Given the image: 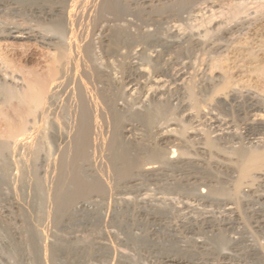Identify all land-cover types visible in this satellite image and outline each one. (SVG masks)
Here are the masks:
<instances>
[{
	"label": "rangeland",
	"instance_id": "rangeland-1",
	"mask_svg": "<svg viewBox=\"0 0 264 264\" xmlns=\"http://www.w3.org/2000/svg\"><path fill=\"white\" fill-rule=\"evenodd\" d=\"M74 1L78 2L74 4ZM176 1L114 0L115 7L102 10L103 14L99 12L95 19L99 22L97 25L93 21L92 28L95 26L97 30H91L97 32L91 33L93 50H90L92 56L95 54L92 61L98 60L93 63L98 70L97 79L101 81L99 84L95 78V85L102 95L106 94L102 97L103 101L106 98V104L104 102L101 108L106 105L107 112L111 113L110 116L106 114L108 122L105 134L104 130L102 134L111 139L120 137L112 139L114 147L102 144L92 148L88 154L90 161H80L82 166L79 168L85 177L91 181L103 179L104 182L106 179L108 188L103 192L89 191L85 196L66 197L65 202L61 199H64L62 193L66 190L68 177L66 180L63 171L73 154L63 149L73 141L76 132L73 131L77 126L75 110L69 96L75 83L69 88L60 87L62 93L60 88L56 89L57 100L56 95L51 94L45 109L40 108V113L36 111V117L34 114L28 116L26 122L31 121L26 124L33 134L32 139L14 140V143L13 138L4 135L7 122L17 119L12 117L16 114L13 109V112L9 110L11 106L7 107L6 96L11 88L18 93L26 89V73L22 69L29 68L31 63L23 53L32 48L30 44L34 42L33 48H39L37 50L44 58L48 55L52 58L53 53L58 54L62 47H68V31V34L56 31L57 37L53 38V24L55 26L57 18L67 14L73 6H79L81 1L0 0V75H3L0 76V111H4L3 117L0 114V264H264V164L236 186L240 179L239 165L245 156L264 151V0H180L184 2L181 7L174 5L178 3ZM87 2L91 5L95 1ZM183 4H188L187 9ZM236 11H239L236 19L231 18ZM229 19L235 21L231 23ZM10 26H21L29 30L31 36L36 33L35 38H31L32 41L9 38ZM118 28L123 29L122 38L119 37L118 44L112 47L110 39ZM45 32L52 34L47 36ZM17 65L18 71H15ZM255 65L261 67V73L253 72ZM72 72L78 75L80 69L73 66ZM223 75L230 78L231 85L222 93L219 88L224 82ZM101 88L105 90L101 91ZM50 99L61 102L52 105ZM8 110L12 113L7 116ZM47 112L48 116L45 115ZM32 125H36L38 131L35 132L37 129ZM208 139L215 146H207ZM119 149H123L134 164L139 161L131 168V171L135 168L134 172L128 173L131 179L126 173L127 177L122 174L128 166L122 164L123 152ZM155 149L161 156L164 154L163 158H148V161L147 155L149 157ZM116 153H119L118 158ZM164 156H175V160L169 161ZM106 167L111 173L106 172ZM149 167L155 170L148 171Z\"/></svg>",
	"mask_w": 264,
	"mask_h": 264
},
{
	"label": "bare ground",
	"instance_id": "bare-ground-1",
	"mask_svg": "<svg viewBox=\"0 0 264 264\" xmlns=\"http://www.w3.org/2000/svg\"><path fill=\"white\" fill-rule=\"evenodd\" d=\"M49 1V0H48ZM56 1V0H55ZM73 1V0H72ZM81 2V4H79V6H73L72 7V9L71 10H69L68 11V13L67 14H62L61 15V17L60 18H57V17H55V20H57V19H59L58 21H56L57 23H56V25L54 26V24H53V30H51V31H53L51 34L53 35V38H55L54 36H56L57 37V33H55L56 31H58V32H66L67 33V31H68V33H69V41H68V43H67V45H66V47L67 48H65V47H62L61 45H60V47H62L60 50H59V52H58V54H57V52L56 53H53V55L55 54H57L56 56L54 55V56H52V58H48V56L47 57H43L40 53L41 52H38V50L37 49H39V48H36V49H34L33 48V43L32 44H30V45H32V48H30L28 51L27 50H25V54L23 53V55H24V58L26 59V60H28L30 63H31V66H29V68H24V69H22V70H24L23 72L24 73H26V77H25V80H26V84H27V86L25 85V88L26 89H24V87H23V89H24V92H22V93H18V92H15L14 91V89L13 90H11V89H9L8 90V94H7V92H4L5 94H7L8 96H6L7 98H8V100H9V106L7 105V107H10L11 106V108L9 109V110H11V109H13V111L15 112V114L17 115H11L13 118H15V117H17V119H15L14 121H12V120H10L9 122H7V124L5 123V121H7V120H9V118L11 119V117L9 116V118L8 119H6L3 123H5L6 124V126H5V124H4V126L6 127L5 128V130H4V135L6 136V138H13L12 140H13V143H14V140H20V139H23V140H28L29 139V137H31L33 134L30 132L31 130L29 129V128H27V124L26 123H29L30 121H31V119L30 120H28L29 122H26L27 121V118H28V116H31L32 114H34L35 115V117H36V111L37 112H39L40 113V108H42V109H45V106H46V103H47V99H48V97H50V95L52 94H54V95H56V94H58L57 92V90L56 89H58V88H60V87H62V89H63V86H65V87H71L72 85L71 84H74V86L73 87H71L70 88V97H71V103H72V106H73V109L75 110L74 112H75V118H76V120L75 121H77L76 122V129L75 130H73L74 132H75V136H74V139H73V141L72 142H70L69 141V145H67V147L65 148L64 147V151L65 150H68L67 151V153L69 154H71V152H72V158L71 159H67V163H68V165L66 166V168L64 167V169H65V171H63V172H65L66 173V180H67V177H68V182H67V187L65 188L66 190H65V192L64 193H62V191H61V193L62 194H64V195H62V197L64 198V199H61V200H65V202L68 200V198H70V197H78V196H82V195H84L85 196V194L88 192L89 193V191H92V190H95V191H101V192H103L106 188H108L107 186H109V182L108 181H106V179H105V181L103 182L102 180H99V181H91L90 179H88L87 177H85V175H83L82 174V172H81V170H80V168L79 167H81L82 165H80V163L82 164V162H80V161H82V160H85V162H86V160L87 161H90L89 160V158L90 157H88L89 155V152L91 151L90 149H92V148H95V147H98V146H100L101 147V145L102 144H104V146H107V145H109V146H111V148L112 147H114V146H112V145H114L113 144V141H112V139L113 138H116L117 140L119 139V134H118V138H117V136L116 137H114L113 136V132H111L112 133V139L110 138V137H108L107 135H104L105 134V131H106V126H105V124H106V121L108 122V120H106V114L108 113L109 114V111L107 112V107H106V105H105V107L103 108H101V106H103V104H104V102H105V100H106V98H104V101H103V96L105 97V95H102L101 94V92L97 89V87H96V85H95V78L97 79L98 77H97V75H96V73H98L97 71V67H95V64L93 63L94 61H95V63L98 61H96L95 59H93L94 61H92V58L94 57V55L95 54H93V56L91 55V50L90 49H92L93 50V48H91V46L92 45H90V40L92 39L91 38V33L92 34H95L94 32H92V30L91 29H93L92 28V26H93V21L95 22V19L97 18V16H99V12H101L102 13V10H104V9H106V8H109V7H112V8H114L115 7V3H114V0H94L95 2L93 3V4H89L87 1L88 0H80ZM93 1V0H92ZM153 1V0H152ZM182 1H184V0H182ZM182 1H180V0H177L176 2H178V3H176V4H174L175 6L176 5H178L179 4V6L182 4V3H184V2H182ZM189 1V0H188ZM244 1V0H243ZM35 2V1H34ZM75 2L76 1H74V4H75ZM78 2V1H77ZM76 2V3H77ZM232 2V1H231ZM37 3V2H36ZM44 3V2H43ZM62 3V2H61ZM67 3V2H66ZM73 3V2H72ZM189 3V2H188ZM232 3H234V2H232ZM235 3H236V1H235ZM240 3V2H239ZM23 4V3H22ZM39 4V3H38ZM41 4V3H40ZM165 4H167V3H165ZM207 4V3H206ZM244 4V3H243ZM8 5V4H7ZM15 5V4H14ZM43 5V4H42ZM77 5V4H76ZM183 5H185L186 6V4H183ZM183 5H182V7H183ZM20 6V5H19ZM26 6V5H25ZM161 6V5H160ZM159 6V7H160ZM235 6V5H234ZM7 7V6H6ZM29 7V6H28ZM70 7V6H69ZM75 7V8H74ZM152 7H154V6H152ZM181 7V6H180ZM187 7H188V4H187V6H186V8L185 9H187ZM195 7V6H194ZM193 7V8H194ZM233 7V6H232ZM231 7V8H232ZM239 7V6H238ZM240 7H242V4H241V6ZM8 8V7H7ZM20 8H21V6H20ZM19 8V9H20ZM50 8V7H49ZM52 8V7H51ZM151 8V7H150ZM177 8V7H176ZM192 8V7H191ZM236 8V7H235ZM5 9L6 8H4V11H5ZM53 9V8H52ZM67 9V8H66ZM152 9V8H151ZM184 9V10H185ZM244 9V8H243ZM7 10V9H6ZM18 10V9H17ZM58 10V9H57ZM61 10V9H60ZM118 10V9H117ZM176 10V9H175ZM237 10V9H236ZM238 10H240V9H238ZM3 11V10H2ZM44 11V10H43ZM48 12H49V10H47ZM229 11V13H230V10H228ZM227 11V12H228ZM241 11V10H240ZM33 12V11H32ZM35 12V11H34ZM46 12V11H45ZM54 12V10L52 11V13ZM55 12H57V11H55ZM119 12V11H118ZM244 12H246L245 10H244ZM8 13V12H7ZM24 13H25V11H24ZM100 13V14H101ZM109 13V12H108ZM110 13H112V12H110ZM238 13H239V11H236V12H234L232 15H230V16H232L231 18H235V17H237V15H238ZM248 13V12H247ZM260 13V12H259ZM262 13H263V11H262ZM18 14V13H17ZM21 14V13H20ZM30 14V13H29ZM59 14V11H58V13H57V15ZM61 14V13H60ZM103 14V13H102ZM190 14H191V12H190ZM231 14V13H230ZM245 14V13H244ZM28 15V14H27ZM34 15V14H33ZM41 15V14H40ZM51 15V14H50ZM107 15H109V14H107ZM114 15V14H113ZM121 15H123V14H121ZM229 15V14H228ZM248 15V14H247ZM32 16V15H31ZM48 16V15H47ZM55 16V15H54ZM115 16V15H114ZM242 16V15H241ZM252 16V15H251ZM255 16H257V15H255ZM263 16V15H262ZM2 17V16H1ZM9 17V16H8ZM33 17V16H32ZM42 17H43V15H42ZM41 17V18H42ZM224 17H226V16H224ZM240 17V16H239ZM254 17V16H253ZM5 18V17H4ZM22 18H23V16H22ZM21 18V19H22ZM25 18V17H24ZM23 18V19H24ZM29 18V17H28ZM57 18V19H56ZM228 18H229V16H228ZM247 18V17H246ZM6 19H8V18H6ZM44 19H46V18H44ZM223 19V18H222ZM236 19V18H235ZM248 19V18H247ZM2 20V19H1ZM0 20V21H1ZM33 20V19H32ZM230 20V19H229ZM234 20V19H233ZM233 20H230V21H228V22H231V21H233ZM242 20V19H241ZM246 20V19H245ZM245 20H243V21H245ZM251 20V19H250ZM249 20V21H250ZM253 20V19H252ZM255 20V19H254ZM16 21H18V20H16ZM96 21H98V19L96 20ZM102 21V20H101ZM112 21V20H111ZM235 21V20H234ZM237 21H239L238 20V18H237V20L235 21L236 23H237ZM248 21V20H247ZM39 22H41V21H39ZM105 22V21H104ZM256 22V21H255ZM3 23V22H2ZM6 23H8L7 21H6ZM19 23V22H18ZM32 23H34V22H32ZM99 23V22H98ZM98 23H94V24H98ZM223 23V22H222ZM232 23V22H231ZM263 23V22H262ZM9 24V23H8ZM8 24H6V25H8ZM21 24V23H20ZM31 24V23H30ZM112 24V23H111ZM117 24V23H116ZM234 24V23H233ZM26 25V24H25ZM32 25V24H31ZM51 25H52V23H51ZM129 25V24H128ZM227 25H230V23H228ZM240 25H241V23H240ZM264 25V24H263ZM13 26H16V24L15 25H13ZM11 27L10 26V29H9V32H8V36H9V38H19V39H30L31 40V38H35L34 36L36 35V33H35V35H32L31 36V33L29 32V30L27 31L26 29H23V27H21V26H19V27H21V28H19V27ZM30 26V25H29ZM34 26H36V25H34ZM47 26H49V25H47ZM108 26V25H107ZM219 26V25H218ZM224 26V25H223ZM234 26V25H233ZM232 26V27H233ZM252 26V25H251ZM6 27V26H5ZM5 27H3V28H5ZM25 27V26H24ZM52 27V26H51ZM97 27V26H96ZM118 27V26H117ZM220 27V26H219ZM247 27H249V26H247ZM257 27V26H256ZM26 28V27H25ZM30 28V27H29ZM46 28H48V27H46ZM45 28V29H46ZM215 28V27H214ZM221 28V27H220ZM224 28V27H223ZM244 28V27H243ZM262 28H264V27H262ZM28 29V28H27ZM41 29V28H40ZM42 29H43V27H42ZM95 29V28H94ZM222 29V28H221ZM220 29V30H221ZM248 29V28H247ZM256 29V28H255ZM50 30H48V31H50ZM95 30H97V29H95ZM102 30V29H101ZM123 30V29H122ZM120 28H118V29H115V32H113L112 34H113V37H112V40L110 39V42H111V45H112V47H114L115 45V43H117L118 42V39H119V37L121 36V33H123V31H122ZM225 30V29H224ZM32 31H33V29H32ZM44 31V30H43ZM47 31V30H46ZM100 31V30H99ZM142 31V30H141ZM217 31V30H216ZM226 31V30H225ZM239 31V30H238ZM5 32V31H4ZM104 32V31H103ZM102 32V33H103ZM106 32V31H105ZM127 32V31H126ZM144 32V31H143ZM151 32V31H150ZM153 32V31H152ZM233 32V31H232ZM237 32V31H236ZM41 33V32H40ZM67 33V34H68ZM129 33V32H128ZM127 33V34H128ZM145 33H146V30H145ZM241 33V32H240ZM239 33V34H240ZM243 33H245V32H243ZM251 33V32H250ZM256 33H258V32H256ZM33 34H34V32H33ZM42 34V33H41ZM44 34V33H43ZM47 34H50V32H45V35H47ZM50 34V35H51ZM56 34V35H55ZM63 34V33H62ZM127 34H126V36H127ZM207 34V33H206ZM205 34V35H206ZM221 34H222V31H221ZM7 35H5V37L7 36ZM49 35V36H50ZM59 35V34H58ZM61 35V34H60ZM66 35V34H65ZM97 35V34H96ZM101 35V34H100ZM103 35H104V33H103ZM111 35V34H110ZM123 35V34H122ZM151 35H153V34H151ZM223 35V34H222ZM37 36H38V34H37ZM44 36V35H43ZM48 36V35H47ZM99 36V35H98ZM135 36V35H134ZM144 36H145V34H144ZM235 36V35H234ZM243 36V35H242ZM249 36V35H248ZM44 37H46V36H44ZM44 37H43V39H44ZM59 37H61V36H59ZM65 37V36H64ZM63 36H62V38L61 39H64L63 40V42L65 41V38H64ZM94 37V36H93ZM106 37H108V36H106ZM125 37V36H124ZM123 37V38H124ZM149 37V36H148ZM230 37V36H229ZM237 37V36H236ZM1 38V37H0ZM38 38V37H37ZM95 38V37H94ZM103 38V37H102ZM120 38H122V37H120ZM129 38V37H128ZM131 38V37H130ZM136 38H138V37H136ZM142 38V37H141ZM40 39V38H39ZM48 39V38H47ZM52 39V38H51ZM50 39V40H51ZM60 38H58V40H59ZM109 39V38H108ZM236 39V38H235ZM259 39V38H258ZM10 40V39H9ZM41 40V39H40ZM39 40V41H40ZM49 40V41H50ZM95 40H97V39H95ZM99 40V39H98ZM104 40V39H103ZM105 40H107V39H105ZM130 40V39H129ZM136 40V39H135ZM143 40V39H142ZM152 40V39H151ZM231 40H233V39H231ZM254 40V39H253ZM259 40H262L261 38L259 39ZM6 41V40H5ZM27 41V40H26ZM32 41V40H31ZM30 41V42H31ZM54 41V40H53ZM52 41V42H53ZM55 41H56V39H55ZM54 41V42H55ZM60 41V40H59ZM67 41V40H66ZM65 41V42H66ZM94 40H92L91 42H93ZM108 41V40H107ZM106 41V42H107ZM120 41V40H119ZM144 41V40H143ZM148 41V40H147ZM20 42V41H19ZM36 42V41H35ZM61 43H62V40L60 41ZM95 42H98V41H95ZM110 42H109V44H110ZM129 42V41H128ZM131 42H132V40H131ZM137 42V41H136ZM239 42V41H238ZM247 42V41H246ZM253 42V41H252ZM261 42V41H260ZM43 43V42H42ZM57 43V42H56ZM100 43L102 44L103 42H101L100 41ZM126 43V42H125ZM142 43V42H141ZM243 43V42H242ZM261 43H263V42H261ZM8 44H10V43H8ZM22 44V43H21ZM38 44H40V42H38ZM37 44V45H38ZM49 44V43H48ZM54 44V43H53ZM66 43H64V45H65ZM118 44V43H117ZM122 44V43H121ZM137 44V43H136ZM249 44H250V42H249ZM248 44V45H249ZM264 44V43H263ZM27 45V44H26ZM51 45V44H50ZM57 46H58V44H56ZM55 45V46H56ZM62 45H63V43H62ZM107 45V44H106ZM111 45H109V47L111 46ZM114 45V46H113ZM120 45V44H119ZM251 45H252V43H251ZM250 45V46H251ZM259 45V44H258ZM15 46V45H14ZM42 46V45H41ZM52 46V45H51ZM99 46V45H98ZM108 46V45H107ZM121 46V45H120ZM123 46V45H122ZM130 46V45H129ZM257 46V45H256ZM260 46V45H259ZM262 46V45H261ZM34 47H35V45H34ZM45 47H46V45H45ZM48 47V46H47ZM96 47V46H95ZM108 47V48H109ZM124 47V46H123ZM127 47V46H126ZM240 47V46H239ZM9 48H11V47H9ZM21 48V47H20ZM27 48V47H26ZM42 48V47H41ZM43 48H44V46H43ZM49 48H50V46H49ZM52 48H53V46H52ZM56 48H58V47H56ZM56 48H54V49H56ZM97 48H99V47H97ZM97 48H95V50L97 49ZM107 47H105V49H106ZM118 48H119V46H118ZM130 48V47H129ZM258 48V47H257ZM51 49V48H50ZM114 49V48H113ZM117 49V48H116ZM126 49V48H125ZM249 49V48H248ZM252 49V48H251ZM262 49V48H261ZM1 50V49H0ZM3 50V49H2ZM7 50H9V49H7ZM21 50V49H20ZM41 50V49H40ZM109 50H110V48H109ZM128 50V49H127ZM127 50H126V52H127ZM47 51V50H46ZM54 51V50H53ZM117 51H118V49H117ZM120 51V50H119ZM131 51V50H130ZM246 51H247V49H246ZM4 52V51H3ZM55 52V51H54ZM96 52V51H95ZM125 52V53H126ZM132 52H134V51H132ZM46 53V52H45ZM94 53V52H93ZM113 53V52H112ZM115 53V52H114ZM121 53V52H120ZM247 53V52H246ZM256 54L257 53H259V52H255ZM7 54V53H6ZM127 54V53H126ZM251 54H252V51H251ZM250 54V55H251ZM22 55V54H21ZM43 55H44V53H43ZM47 55V54H46ZM118 55V54H117ZM129 55V54H128ZM135 55H136V53H135ZM249 55V56H250ZM254 55V54H253ZM261 55V54H260ZM4 56H7V55H4ZM17 56V55H16ZM11 57V56H10ZM23 57V56H22ZM122 57V56H121ZM252 57V56H251ZM255 57V56H254ZM259 57V56H258ZM7 58V57H6ZM17 58V57H16ZM19 58H20V56H19ZM46 58H48V59H46ZM96 58V57H95ZM100 58V57H99ZM134 58V57H133ZM257 58V57H256ZM13 59V58H12ZM254 59V58H253ZM252 59V60H253ZM259 59V58H258ZM261 59V58H260ZM9 60V59H8ZM16 60V59H15ZM15 60L13 61L12 60V63H14L15 62ZM26 60H24V61H26ZM121 60V59H120ZM257 60V59H256ZM2 61V60H1ZM23 61V60H22ZM100 61V60H99ZM237 61V60H236ZM7 62V61H6ZM241 62H243V58H242V60H241ZM254 62V61H253ZM258 62V61H257ZM9 63V62H8ZM26 63V62H25ZM122 63V62H121ZM251 63V62H250ZM256 63V62H255ZM17 64V63H16ZM29 64V63H28ZM125 64V63H124ZM252 64V63H251ZM258 64V63H257ZM20 65V64H19ZM30 65V64H29ZM98 65V67L100 66L99 64H96V66ZM133 65V64H132ZM135 65V64H134ZM259 65V64H258ZM13 66V65H12ZM73 66L75 67H78L79 69H80V73L78 74V75H75L73 72H72V68H73ZM140 67H141V65H139ZM239 66H240V64H239ZM21 67V66H20ZM22 67H23V65H22ZM21 67V68H22ZM136 67V66H135ZM140 67H136V68H140ZM245 67V66H244ZM13 68V67H12ZM15 68H17V70H15V71H18V65L17 66H15ZM14 68V69H15ZM100 68V67H99ZM235 68H237V67H235ZM2 69V68H1ZM0 69V70H1ZM11 69V68H10ZM142 69V68H141ZM247 69H248V67H247ZM9 70V69H8ZM21 70V69H20ZM25 70H27L26 72H25ZM74 70V69H73ZM138 70V72H140L139 71V69H137ZM244 70V69H243ZM3 71V70H2ZM5 71V70H4ZM74 71H76V70H74ZM78 71V70H77ZM235 71H236V69H235ZM1 72V71H0ZM22 72V71H21ZM20 72V73H21ZM134 72V71H133ZM142 72H143V70H142ZM240 72V71H239ZM244 72H246V71H244ZM253 72H255V73H261L262 72V69H261V67H259V66H256L255 65V67H253ZM237 73V72H236ZM102 74V73H101ZM134 74V73H133ZM242 74V73H241ZM21 75V74H20ZM131 75V74H130ZM259 75V74H258ZM262 75V74H261ZM1 76V75H0ZM3 76V75H2ZM1 76V77H2ZM21 76H23V75H21ZM103 76H104V74H103ZM139 76V75H138ZM233 76H235V75H233ZM238 76H241V75H238ZM243 76V75H242ZM260 76V75H259ZM8 77V76H7ZM100 78L102 77V76H99ZM103 78V77H102ZM101 78V79H102ZM129 78V77H128ZM133 78H135V77H133ZM137 78V77H136ZM223 78H224V75H223ZM226 78V77H225ZM224 78V79H225ZM257 78V77H256ZM9 79V78H8ZM104 79V78H103ZM139 79V78H138ZM223 79V83H222V85L220 86V88H219V90L223 93V91H225L226 89H229V86L231 85V81H230V78H226V80H224ZM258 79V78H257ZM24 80V79H23ZM98 80V82H99V80L100 79H97ZM97 80H96V82H97ZM12 81H13V79H12ZM155 81V80H154ZM22 82V81H21ZM101 82V81H100ZM99 82V84H101ZM102 82H103V80H102ZM133 82V81H132ZM136 82V81H135ZM139 82V81H138ZM8 83V82H7ZM13 84H14V82H13ZM18 85V84H17ZM70 85V86H69ZM103 85V84H102ZM15 88V87H14ZM18 88V87H17ZM22 89V90H23ZM61 89V88H60ZM61 89V92L60 93H62V90ZM65 89H67V88H65ZM156 89H158V88H156ZM4 90H5V88H4ZM55 90H56V92H55ZM101 91L102 90H105L104 88H101L100 89ZM232 90V89H231ZM3 91V90H2ZM227 91V90H226ZM225 91V92H226ZM229 91V90H228ZM55 92V93H54ZM107 92H108V90H107ZM119 92V91H118ZM2 93V92H1ZM0 93V94H1ZM59 93V94H60ZM64 93V92H63ZM5 94H3L4 96H5ZM226 94V93H225ZM52 95H51V98H52ZM61 96H62V94H60ZM59 95V96H60ZM68 94H66L65 96H67ZM193 95V94H192ZM228 95V94H227ZM233 95V94H232ZM3 96V97H4ZM116 96V95H115ZM224 96V95H223ZM55 98H56V100L58 99V96L56 95V96H54ZM106 97H108V96H106ZM193 97V96H192ZM227 97H229L230 98V96H227ZM232 97V96H231ZM251 97V96H250ZM259 97V96H258ZM5 98V97H4ZM6 98V99H7ZM116 98V97H115ZM255 98V97H254ZM13 99H16V101H14ZM62 99V98H61ZM64 99H65V97H64ZM109 99V98H108ZM114 99V98H113ZM124 99V98H123ZM225 99V98H224ZM228 99V98H227ZM12 100H13V102H12ZM51 100L52 99H50V101H49V103H55L56 102V100H53V102H51ZM110 100V99H109ZM109 100H108V102H107V104L109 105ZM5 101V100H4ZM7 101V100H6ZM58 101H60V100H58ZM57 101V102H58ZM70 100H68V102H69ZM107 101V100H106ZM111 101H113L112 99H111ZM196 101V100H195ZM198 101V100H197ZM263 101V100H262ZM10 102H12V105L10 104ZM57 102H56V104H57ZM61 102V101H60ZM64 102V101H63ZM65 102H67V99L65 100ZM64 102V103H65ZM6 103V102H5ZM70 103V102H69ZM69 103H67V104H69ZM123 103H125V102H123ZM258 103V102H257ZM7 104V103H6ZM52 104V105H53ZM60 104H62V103H60ZM105 104H106V102H105ZM113 104H115V103H113ZM199 104V103H198ZM65 105V104H64ZM111 105H112V103H111ZM116 105V104H115ZM257 105V104H256ZM48 106V105H47ZM114 106V105H113ZM117 106V105H116ZM116 106H114L115 108H116ZM124 106V105H123ZM255 106V105H254ZM53 107V106H52ZM66 107V106H65ZM3 108V107H2ZM101 108V109H100ZM108 108H110V106L108 107ZM117 108H118V106H117ZM129 108V107H128ZM195 108V107H194ZM48 109H49V107H48ZM61 109H62V107H61ZM66 109H70V108H67L66 107ZM101 110V112L102 113H100V111L99 110ZM105 109V110H104ZM113 109V108H112ZM123 109V108H122ZM197 109V108H196ZM252 109V108H251ZM1 110V109H0ZM8 110V114H6L7 116L9 115V111ZM116 110V109H115ZM119 110V109H118ZM124 110V109H123ZM122 110V111H123ZM155 110V109H154ZM153 110V111H154ZM12 111V110H11ZM12 111V112H13ZM48 111V110H47ZM52 111H53V108H52ZM51 110H50V113L52 112ZM63 110H61V112H62ZM69 112H73L72 110L70 111V110H68ZM113 111V110H112ZM125 111H126V109H125ZM163 111V110H162ZM166 111V110H165ZM198 111V110H197ZM254 111V110H253ZM2 111H0V114L2 115V117L4 116L3 114H4V111H3V113H1ZM12 112H10V113H12ZM110 112H111V109H110ZM115 112V111H114ZM136 112V111H135ZM7 113V112H6ZM49 113V114H50ZM123 113V112H122ZM130 113V112H129ZM133 113V112H132ZM161 113V112H160ZM264 113V112H263ZM43 114H45V113H43ZM48 114V112L45 114V115H47ZM59 114H60V111H59ZM63 114V113H62ZM71 114V113H70ZM69 114V115H70ZM72 114V116L74 117V115ZM114 114V113H113ZM142 114V113H141ZM145 114V113H144ZM159 114V113H158ZM170 114V113H169ZM253 114V113H252ZM256 114V113H255ZM258 114V113H257ZM262 114V113H261ZM44 115V116H45ZM57 115V114H56ZM111 115V113L109 114V116ZM129 115V114H128ZM127 115V116H128ZM136 115V114H135ZM147 115V114H146ZM153 115V113L151 114V116ZM156 115V114H155ZM166 114H164V116H165ZM259 115V114H258ZM6 116V117H7ZM15 116V117H14ZM48 116V115H47ZM61 116V115H60ZM142 116H143V114H142ZM1 117V116H0ZM35 117H31V118H35ZM38 117H40V115L38 114ZM43 117V116H42ZM41 117V118H42ZM58 117V116H57ZM115 117H116V113H115ZM118 117V116H117ZM153 117V116H152ZM262 117V116H261ZM30 118V117H29ZM28 118V119H29ZM120 118H121V114H120ZM123 118V117H122ZM132 118H134V117H132ZM131 118V119H132ZM144 118V117H143ZM146 118V117H145ZM147 118H148V115H147ZM263 118V117H262ZM262 118H260L261 120H262ZM45 119V118H44ZM116 119V118H115ZM118 119V118H117ZM155 119V118H154ZM256 119V118H255ZM1 120V119H0ZM3 120V119H2ZM73 121H74V119H72ZM112 120H114L113 118H112ZM149 120H150V118H149ZM257 120V119H256ZM12 121V122H11ZM74 121V122H75ZM130 121V120H129ZM252 121V120H251ZM114 122V121H113ZM128 122V121H127ZM151 122H153L152 120H151ZM170 122V121H169ZM173 122V121H172ZM112 123V122H111ZM117 123H118V121H117ZM147 123H149V122H147ZM261 123V122H260ZM36 124V123H35ZM118 124H120V123H118ZM127 124V123H126ZM177 124V123H176ZM175 124V125H176ZM178 124H180V123H178ZM109 125V124H108ZM132 125V124H131ZM130 125V126H131ZM150 125H152L151 123H150ZM221 125V124H220ZM262 125V124H261ZM2 126V125H1ZM36 126V125H35ZM35 126L34 125H32V127L33 128H35ZM39 126V125H38ZM73 126V125H72ZM103 126H104V129H103ZM116 126V125H115ZM168 126V125H167ZM29 127V126H28ZM37 127V126H36ZM161 127V126H160ZM38 128V127H37ZM37 128H35V129H37ZM108 128H110L109 126H108ZM107 128V129H108ZM121 128H122V126H121ZM152 128V127H151ZM157 128V127H156ZM168 128V127H167ZM173 128V127H172ZM171 128V129H172ZM180 128V127H179ZM28 129H29V132H28ZM39 129V128H38ZM38 129L37 130H35V132L36 131H38ZM114 129V128H113ZM116 129V128H115ZM157 129H159V128H157ZM170 129V128H169ZM177 129V128H176ZM175 129V130H176ZM252 129V128H251ZM33 130V129H32ZM102 130H104V134H102L103 133V131ZM124 131H125V129H123ZM129 130V129H128ZM150 130V129H149ZM164 130V129H163ZM162 130V131H163ZM174 130V129H173ZM179 130V129H178ZM186 130V129H185ZM195 130V129H194ZM122 131V130H121ZM165 131V130H164ZM167 131V130H166ZM227 131V130H226ZM115 132H116V130H115ZM161 132V131H160ZM168 132V131H167ZM176 132V131H175ZM230 132V131H229ZM254 132V131H253ZM263 132V131H262ZM41 133V132H40ZM110 133V134H111ZM118 133V132H117ZM124 133V132H123ZM131 133V132H130ZM171 133V132H170ZM169 133V134H170ZM174 133V132H173ZM179 133H181V132H179ZM184 133V132H183ZM185 133H186V131H185ZM221 133V132H220ZM227 133V132H226ZM116 133H114V135H115ZM128 134V133H127ZM164 134H165V132H164ZM177 134H178V132H177ZM259 134V133H258ZM3 135V134H2ZM35 135V134H34ZM123 135V134H122ZM162 135V136H161ZM160 136H161V138L163 137V134H161ZM165 135H167V134H165ZM179 135V134H178ZM181 135V134H180ZM186 135V134H185ZM5 136H3L4 138H5ZM172 136V135H171ZM183 136H184V134H183ZM200 136V135H199ZM206 136V135H205ZM252 136V135H251ZM132 137V136H131ZM178 138H179V136H177ZM190 137V136H189ZM223 137V136H222ZM2 138V137H1ZM5 138V139H6ZM166 138V137H165ZM169 138V137H168ZM175 138V137H174ZM184 138V137H183ZM193 138H195V137H193ZM202 138V137H201ZM205 138V137H204ZM258 138V137H257ZM31 139H32V137H31ZM33 139H34V137H33ZM125 139V138H124ZM180 139V138H179ZM187 139V138H186ZM207 139V138H206ZM22 140V141H23ZM113 140H115V139H113ZM170 140H171V137H170ZM203 140H205V139H203ZM166 141V140H165ZM179 141V140H178ZM30 143H31V141H30ZM183 143H184V141H183ZM185 143H186V141H185ZM206 143H207V146H215V144H213V141H210L209 139H208V141H206ZM11 144V143H10ZM119 144V143H118ZM174 144V143H173ZM179 144V143H178ZM20 145V144H19ZM24 145V144H23ZM62 145H64V144H62ZM120 145H121V143H120ZM263 145V144H262ZM103 146V145H102ZM116 146V149H117V145H115ZM260 146V145H259ZM7 147H8V145H7ZM12 147V146H11ZM19 147V146H18ZM27 147V146H26ZM59 147H62V146H59ZM118 147H121L122 148V146H119L118 145ZM158 147V146H157ZM205 147H206V145H205ZM102 148H104V147H102ZM110 148V149H111ZM152 148V147H151ZM204 148V147H203ZM16 149V148H15ZM24 149V148H23ZM36 149V148H35ZM125 149V148H124ZM215 149V148H214ZM9 150H10V148H9ZM13 150V149H12ZM26 150H28V149H26ZM58 150H60V149H58ZM94 150V149H93ZM99 150H101V151H103V149H99ZM163 150V149H162ZM175 150V149H174ZM14 151V150H13ZM95 151V150H94ZM100 151V152H101ZM119 151H122L123 153H124V151H123V149H119ZM147 151H149V150H147ZM152 151V150H151ZM155 151V152H154ZM156 151H159V150H157V149H155V150H153V152L154 153H152L151 152V157H150V155H149V157H148V155H147V160H148V158H155V159H161V158H163V155L161 156L158 152H156ZM207 151V150H206ZM210 151V150H209ZM212 151H213V149H212ZM212 151H210V153L212 152ZM254 151V150H253ZM6 152V151H5ZM28 152V151H27ZM98 152V151H97ZM115 152V151H114ZM127 152V151H126ZM61 153V152H60ZM108 153V152H107ZM112 153H113V151H112ZM121 153V152H120ZM122 153V154H123ZM128 153V152H127ZM162 153V152H161ZM205 153V152H204ZM207 153H209V152H207ZM250 153V152H249ZM67 154V155H68ZM91 154V153H90ZM98 154V153H97ZM100 154V153H99ZM104 154H106V153H104ZM111 154V153H110ZM109 154V155H110ZM121 154V156H122V158H123V160H124V163H122V164H127V168H125L124 169V171H123V173H122V171H121V173L122 174H127L128 175V177H129V172H131V173H133L134 171L133 170H135V168L131 171V168H133L134 167V165H136V163H138V162H136L135 160V164H134V162L131 160L132 158L131 157H128L127 156V154L126 153H124L123 155ZM180 154V153H179ZM186 154V153H185ZM248 154V153H247ZM36 155V154H35ZM66 155V156H67ZM118 155H119V153H118ZM118 155H117V153L115 154V156H117V158H118ZM129 155V154H128ZM212 155V154H211ZM25 156V155H24ZM56 156V155H55ZM63 156V155H62ZM66 156H63V157H66ZM130 156V155H129ZM185 156V155H184ZM210 156V155H209ZM140 157V156H139ZM165 158H167V156H164ZM181 157H182V155H181ZM181 157H179V158H181ZM186 157V156H185ZM189 157V156H188ZM60 158V157H59ZM58 158V159H59ZM68 158V157H67ZM113 158V157H112ZM116 158V157H115ZM114 158V159H115ZM121 157H119V159H120ZM121 158V159H122ZM131 158V159H130ZM143 158V157H142ZM164 158V159H165ZM175 158V156H171V157H168L167 159L169 160V161H171L172 159H174ZM190 158V157H189ZM55 159V158H54ZM63 159H65V158H63ZM99 159V158H98ZM118 159V160H119ZM133 159H135V157L133 158ZM145 159V160H146ZM164 159H162V160H164ZM70 160V161H69ZM112 160V159H111ZM122 160V161H123ZM154 160V159H153ZM161 160V161H162ZM166 160V159H165ZM175 160V159H174ZM96 161V160H95ZM102 161V160H101ZM119 161H121V160H119ZM119 161H116V162H119ZM149 161V160H148ZM184 161V160H183ZM239 161H240V159H239ZM61 162H63V161H61ZM84 162V161H83ZM84 162V163H85ZM113 162V161H112ZM144 162V161H143ZM147 162V161H146ZM145 162V163H146ZM151 162V161H150ZM149 162V163H150ZM159 162V161H158ZM157 162V163H158ZM163 162V161H162ZM172 162H173V160H172ZM182 162V161H181ZM188 162V161H187ZM192 162V161H191ZM105 163V162H104ZM114 163V162H113ZM189 163V162H188ZM242 164L241 165H239V177H240V179L238 180V178H237V180L239 181L238 182V185H236V186H239L243 181H246L245 179H247L251 174H253V171L254 170H256V169H258V168H260L261 167V165L262 164H264V151H254V152H252V153H250V154H248V155H246L245 156V158H244V160L241 162ZM58 164V163H57ZM56 164V165H57ZM66 164V163H65ZM90 164V163H89ZM106 164V163H105ZM120 164V163H119ZM125 164V165H126ZM152 164V163H151ZM234 164H236L235 162H234ZM32 165V164H31ZM80 165V166H79ZM95 165V164H94ZM100 165H102V164H100ZM116 165V164H115ZM138 165H141V164H138ZM137 165V166H138ZM237 165V164H236ZM121 166V165H120ZM120 166H116V167H120ZM124 166V165H123ZM141 166H143V165H141ZM235 166V165H234ZM33 167V166H32ZM85 167V166H84ZM91 167H92V165H91ZM96 167V166H95ZM125 167V166H124ZM90 168V167H89ZM93 168V167H92ZM98 168V167H97ZM100 168V167H99ZM108 167H106V172H107V169ZM138 169H141L142 170V167H137ZM136 168V169H137ZM236 168V167H235ZM34 169V168H33ZM60 169V168H59ZM82 169V168H81ZM86 169V168H85ZM101 170H102V168H100ZM112 169H113V167H112ZM148 169V171L149 170H151V169H154L153 167H149V168H147ZM53 170V169H52ZM61 170V169H60ZM96 170V169H95ZM98 170V169H97ZM122 170H123V167H122ZM141 170L139 171V172H141ZM146 170V169H145ZM155 170V169H154ZM236 170V169H235ZM261 170V169H260ZM264 170V169H263ZM110 173H111V171L110 170H108ZM137 171V170H136ZM142 171H144V170H142ZM147 171V172H148ZM153 171V170H152ZM257 171V170H256ZM31 172V171H30ZM61 172V171H60ZM63 172H61V173H63ZM87 172V171H86ZM97 172V171H96ZM146 172V171H145ZM262 172V171H261ZM260 172V173H261ZM28 173H29V171H28ZM100 173V172H99ZM129 173V174H128ZM256 173V172H255ZM91 174V173H90ZM121 174V175H122ZM124 175V176H126L127 177V175ZM29 175V174H28ZM36 175V174H35ZM58 175V174H57ZM92 175V174H91ZM99 175V174H98ZM97 175V176H98ZM103 175V174H102ZM108 175V174H107ZM115 175V174H114ZM117 175H119V174H117ZM132 175V174H131ZM138 175V174H137ZM136 175V176H137ZM256 175V174H255ZM263 175H264V173H263ZM26 176V175H25ZM54 176V175H53ZM97 176H95V177H97ZM109 176V175H108ZM107 176V177H108ZM136 176H135V178H136ZM257 176V175H256ZM55 177H57V176H55ZM110 177V176H109ZM108 177V178H109ZM121 177H123V175L121 176ZM125 177V179H127ZM195 177V176H194ZM258 177V176H257ZM23 178V177H22ZM25 178V177H24ZM27 178H29V177H27ZM60 178V177H59ZM103 178H104V176H103ZM250 178V177H249ZM262 178V177H261ZM64 179V180H65ZM96 179V178H95ZM97 179H98V177H97ZM129 179H131L130 177H129ZM259 179H260V177H259ZM31 180V179H30ZM64 180H63V182H64ZM116 180V179H115ZM236 180V181H237ZM255 180H256V178H255ZM254 180V181H255ZM257 180H258V178H257ZM22 181V180H21ZM24 181V180H23ZM34 181V180H33ZM32 181V182H33ZM60 181V180H59ZM117 181H118V179H117ZM121 181V180H120ZM133 181V180H132ZM130 182V181H129ZM66 183V182H65ZM118 183V182H117ZM237 183V182H236ZM133 184V183H132ZM33 185V184H32ZM63 186V185H62ZM40 187V186H39ZM63 187H65V185L63 186ZM112 187V186H111ZM115 187V186H114ZM110 188V187H109ZM37 189V188H36ZM64 189V188H63ZM62 189V190H63ZM234 190L236 189V188H233ZM228 190H230V189H228ZM227 190V191H228ZM50 191V190H49ZM53 191V190H52ZM60 191V190H59ZM231 191V190H230ZM237 191V190H236ZM235 191V192H236ZM53 193V192H52ZM209 193V192H208ZM215 193V192H214ZM233 193H234V191H233ZM55 194V193H54ZM237 195L236 196H238V193H236ZM206 195V194H205ZM89 196H91V194L89 195ZM105 196V195H104ZM209 196V195H208ZM211 196V195H210ZM66 197H68V198H66ZM201 197V196H200ZM233 197V196H232ZM66 198V199H65ZM83 198V197H82ZM202 199H203V197H201ZM236 198V197H235ZM71 199V198H70ZM216 199V198H215ZM54 200V199H53ZM60 200V199H59ZM232 200V199H231ZM241 200V199H240ZM55 201V200H54ZM75 201V200H74ZM234 201V200H233ZM236 201V200H235ZM238 201V200H237ZM236 201V202H237ZM63 202V201H62ZM64 202V203H65ZM240 202V201H239ZM74 203V202H73ZM53 205V204H52ZM51 207V206H50ZM60 207V206H59ZM238 207V206H237ZM229 209V208H228ZM239 210V209H238ZM237 210V211H238ZM54 211V210H53ZM240 216V215H239ZM54 217V216H53ZM242 217V216H241ZM220 240V239H219ZM221 242V241H220ZM46 246V245H45ZM51 248V247H50ZM53 248V247H52ZM44 249V248H43ZM53 252V251H52ZM45 253V252H44ZM50 254V253H49ZM227 254H229V253H227ZM46 255V254H45ZM52 257V256H51ZM173 257V256H172ZM45 258H46V256H45ZM44 258V259H45ZM170 258V257H169ZM169 258H168V260H169ZM49 259V258H48ZM51 259V258H50ZM52 259H54V258H52ZM174 259L176 260V258L174 257ZM184 259V258H183ZM55 260V259H54ZM178 260V259H177ZM45 261V260H44ZM47 261V260H46ZM164 261H166V260H164ZM170 261H173L174 262V260L173 259H170ZM172 263V262H171ZM52 264V263H51ZM174 264V263H173Z\"/></svg>",
	"mask_w": 264,
	"mask_h": 264
}]
</instances>
